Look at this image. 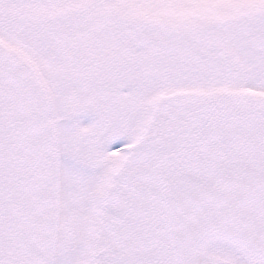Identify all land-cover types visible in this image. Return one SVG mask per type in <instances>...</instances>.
Instances as JSON below:
<instances>
[{"label": "snow or ice", "instance_id": "obj_1", "mask_svg": "<svg viewBox=\"0 0 264 264\" xmlns=\"http://www.w3.org/2000/svg\"><path fill=\"white\" fill-rule=\"evenodd\" d=\"M0 264H264V0H0Z\"/></svg>", "mask_w": 264, "mask_h": 264}]
</instances>
